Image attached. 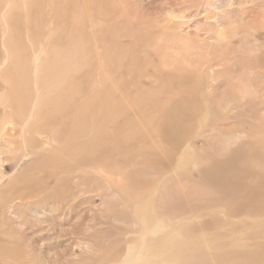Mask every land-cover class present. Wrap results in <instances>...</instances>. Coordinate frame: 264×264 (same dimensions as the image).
Returning <instances> with one entry per match:
<instances>
[{"label":"rangeland","instance_id":"374dc122","mask_svg":"<svg viewBox=\"0 0 264 264\" xmlns=\"http://www.w3.org/2000/svg\"><path fill=\"white\" fill-rule=\"evenodd\" d=\"M157 222L156 264H264V0H0V264Z\"/></svg>","mask_w":264,"mask_h":264},{"label":"bare ground","instance_id":"6f19581e","mask_svg":"<svg viewBox=\"0 0 264 264\" xmlns=\"http://www.w3.org/2000/svg\"><path fill=\"white\" fill-rule=\"evenodd\" d=\"M208 2V0H207ZM213 5V4H212ZM29 118H33V113L29 116ZM12 127H15L14 124H10ZM13 130V129H12ZM27 131L23 130V140L26 143L25 135ZM169 229L162 223H154V225L150 226L145 236L142 237V242L145 247L143 248H135V246H129L125 257L121 262H117L114 264H156L159 260L165 261L167 258V249H165V242L168 241ZM156 242H160L163 244L162 248L155 247ZM97 248L101 249L102 246L99 243ZM159 251L162 252L161 258L158 260ZM111 253V252H109ZM161 260V261H162Z\"/></svg>","mask_w":264,"mask_h":264}]
</instances>
